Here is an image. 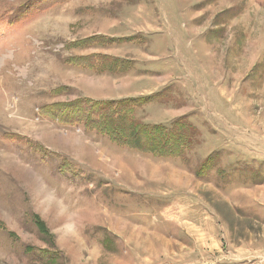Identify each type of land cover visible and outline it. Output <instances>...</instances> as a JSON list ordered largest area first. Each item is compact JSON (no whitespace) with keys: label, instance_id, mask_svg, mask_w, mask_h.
<instances>
[{"label":"rangeland","instance_id":"rangeland-1","mask_svg":"<svg viewBox=\"0 0 264 264\" xmlns=\"http://www.w3.org/2000/svg\"><path fill=\"white\" fill-rule=\"evenodd\" d=\"M0 264H264V0H0Z\"/></svg>","mask_w":264,"mask_h":264},{"label":"trees","instance_id":"trees-1","mask_svg":"<svg viewBox=\"0 0 264 264\" xmlns=\"http://www.w3.org/2000/svg\"><path fill=\"white\" fill-rule=\"evenodd\" d=\"M106 103H100L99 106L97 105H92L90 106V108L86 109L83 113H81V116L84 115L85 113H88V118H90L89 120H92V119H95V120H105L106 122V125H103L105 126L104 128H107L108 131H112L113 129V125L118 128V129H121V131H129L131 130L132 128L130 127H127L126 125L128 124L129 120L128 119H125L124 117H122L123 121L121 123H119V118L117 117V119H115L113 121L112 117H113V112L111 113V115H109L108 113H106L104 116V112L107 111V108L104 106ZM101 105V107H100ZM103 106V107H102ZM96 123V121H95ZM102 125H100L101 127ZM132 135H127V137H125L123 140L126 142V143H130L133 141L132 139ZM132 140V141H131ZM131 141V142H130ZM165 143L159 145L156 149H159L161 150L163 147H164ZM155 149V148H154Z\"/></svg>","mask_w":264,"mask_h":264}]
</instances>
